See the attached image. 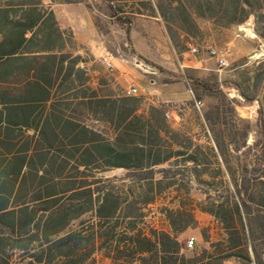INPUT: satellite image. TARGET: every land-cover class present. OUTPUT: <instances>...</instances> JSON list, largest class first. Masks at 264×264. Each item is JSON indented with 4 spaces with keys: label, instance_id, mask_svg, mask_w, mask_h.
<instances>
[{
    "label": "trees",
    "instance_id": "16d2710c",
    "mask_svg": "<svg viewBox=\"0 0 264 264\" xmlns=\"http://www.w3.org/2000/svg\"><path fill=\"white\" fill-rule=\"evenodd\" d=\"M49 2L0 0V264H12L16 251L21 264H91L97 251L111 264H222L233 257L249 264L244 219L251 232L252 216L242 199L243 212L235 200L233 214L223 202L217 211L202 209L225 236L210 242L202 233L209 249L190 257L181 253L177 236L195 222L191 211L165 210L171 232L144 226V207L175 188L181 166L204 185L217 176L209 172L204 148L172 129L162 106L144 111L140 98L107 90L100 79L94 85L87 60L78 53L85 47L59 26L51 5L83 2L96 29L107 33L92 7L85 0ZM105 2L103 16L124 25L128 39L133 17H160L177 52L200 36L199 20L229 28L251 18L254 34L264 41V0ZM260 67L264 70V63ZM253 78L262 82L264 71ZM259 114L263 131L264 94ZM204 120L210 123L209 117ZM211 140L223 154L219 137L211 134ZM208 151L215 158L212 148ZM115 169L124 175L103 176ZM224 170L240 196L243 179L227 164ZM217 171L222 180L221 167ZM263 176L257 178L262 187ZM209 192L207 200L214 204ZM184 213L188 219L180 223L176 218ZM251 249L254 263L261 264Z\"/></svg>",
    "mask_w": 264,
    "mask_h": 264
},
{
    "label": "rangeland",
    "instance_id": "374dc122",
    "mask_svg": "<svg viewBox=\"0 0 264 264\" xmlns=\"http://www.w3.org/2000/svg\"><path fill=\"white\" fill-rule=\"evenodd\" d=\"M85 1L92 7L94 15L100 17L107 33L102 34L96 29L92 14L83 2L61 4L55 9L59 26L71 30L75 42L85 47V52L78 53L87 60L94 85L100 79L108 83L107 90L121 94L129 86L137 87L138 94L131 97L141 99V109L145 111L149 105L162 106L172 129L204 148L209 172L217 176L211 185H204L194 181L189 170L181 166L175 188L165 190L152 204L144 207V226L171 232L165 210L175 211L182 206L183 211H191L195 222L177 236L181 253L190 257L201 249H209L210 242L220 241L225 236L220 223L202 209L217 211L218 203L223 202V209L233 214L235 200L243 212L242 199L247 204L246 211L249 210L252 216L251 232L244 219L249 264H255L251 248L255 249L261 264H264V208L255 205V202L264 205V186L259 185L257 179L264 175V130L260 127L263 115L259 114L264 80L257 83L253 78L264 71L260 67V63H264V41L254 34L252 19L229 28H219L210 21L199 20L202 29L200 36L187 41L185 47L177 52L160 17H133L128 39L124 25L103 16L106 14L105 0ZM49 3V0H44L45 5ZM76 5L80 6L74 8ZM81 7L84 11L80 10ZM188 43L195 46L200 56L205 58L202 66L193 63L198 58L188 52ZM212 49L224 58L225 66H219L216 59L209 56L208 51ZM104 52L113 57V63L118 59L124 65L125 88L116 82L115 69L107 71L101 64L100 57ZM193 66L205 69H195ZM236 85L248 96L247 99L240 95ZM162 94L169 101L163 102ZM196 101H201L199 108L195 106ZM204 116L210 118L209 124L205 122ZM87 123L102 128L101 124L93 120ZM211 134L219 137L223 154L214 148ZM208 148H212L215 158ZM226 164L235 176L243 179L238 187L240 196L230 185L224 170ZM163 167L165 165L156 169ZM218 167L222 170V180L218 176ZM124 173L121 169H115L103 176L121 177ZM161 176L160 173L155 175L156 178ZM202 179L210 180L207 176ZM208 191L215 199L214 204L207 200ZM176 219L182 223L188 219L187 213ZM77 224L78 221L74 226ZM202 233L208 236L210 242L204 239ZM190 239L194 240L191 246L188 244ZM21 263V252H14L12 264ZM91 264H111V261L103 252L97 251ZM222 264H242V261L233 257Z\"/></svg>",
    "mask_w": 264,
    "mask_h": 264
},
{
    "label": "built area",
    "instance_id": "2783aa9c",
    "mask_svg": "<svg viewBox=\"0 0 264 264\" xmlns=\"http://www.w3.org/2000/svg\"><path fill=\"white\" fill-rule=\"evenodd\" d=\"M188 52L193 56V57H197V61L202 64L205 62V58L200 56L198 49L191 45L190 43H188ZM208 54L211 58H215L217 63L219 64V66L223 67L226 65V61L224 60L223 57L219 56L218 52L214 49L209 50ZM100 61L101 64L104 66V68L107 71L112 72L114 70V64H113V57L111 55H109L108 52H104V54L100 57ZM124 95L125 96H136L138 94V88L135 86H129L127 87L124 91ZM195 106L197 108H199L201 106V101H196L195 102ZM165 116L168 118V114L165 113ZM193 239H190L188 241V244L191 246L193 244Z\"/></svg>",
    "mask_w": 264,
    "mask_h": 264
},
{
    "label": "crops",
    "instance_id": "0c3cea01",
    "mask_svg": "<svg viewBox=\"0 0 264 264\" xmlns=\"http://www.w3.org/2000/svg\"><path fill=\"white\" fill-rule=\"evenodd\" d=\"M59 5H61V4H53V5H51V8L53 9V11H54V14H55V17H56V19H57V13H56V9H55V7L56 6H59ZM78 6H80V5H76V7H74V8H78ZM80 10H82V11H84V9H82V7H81V9ZM86 15H87V13H85ZM57 21H58V19H57ZM59 24V23H58ZM194 62H196V63H199L198 61H193V63ZM114 64V69H115V72H114V78H115V80H116V82L121 86V87H123V88H125V85H126V79H125V67H124V65L118 60V59H115V63H113ZM200 64V63H199ZM201 66H202V64H200ZM193 68H195V69H202V70H204L205 68H200V67H194L193 66ZM114 71V70H113ZM162 98H163V102H165V101H169V99H168V97L166 96V95H164V94H162Z\"/></svg>",
    "mask_w": 264,
    "mask_h": 264
}]
</instances>
